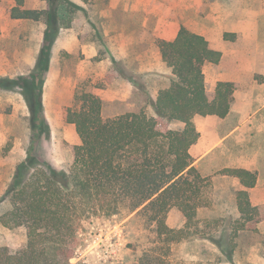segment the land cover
Instances as JSON below:
<instances>
[{
    "label": "trees",
    "instance_id": "trees-1",
    "mask_svg": "<svg viewBox=\"0 0 264 264\" xmlns=\"http://www.w3.org/2000/svg\"><path fill=\"white\" fill-rule=\"evenodd\" d=\"M44 1L47 9H26L17 0L11 10L12 19L43 22L46 30L34 69L28 75L0 77V91L22 96L32 132L26 158L7 188L10 208L0 218L7 228H25L27 246L17 252L0 247V264H81L74 257L80 221L98 213L108 218L138 216L153 228L157 245L150 241L135 264H171V246L197 238L211 242L233 262L239 236L258 232L259 209L249 193L257 174L222 171L243 188L235 196L238 218L230 229L221 219L218 231L207 230L200 227L199 216L212 205L210 181L199 173L190 153L201 137L195 118L225 119L235 101L231 83H219L212 97L207 91L204 69L217 65L222 54L185 27L175 40L158 41L168 75L163 77L167 84L150 102L154 115L141 110L106 118L102 99L86 85L77 86L73 104L64 112L80 144L69 147L70 167L58 170L39 152L41 140L49 141L52 134L43 92L53 47L62 31L72 27L79 8L70 0ZM171 124L182 127L174 130ZM172 209L186 220L181 230L166 224Z\"/></svg>",
    "mask_w": 264,
    "mask_h": 264
},
{
    "label": "rangeland",
    "instance_id": "rangeland-1",
    "mask_svg": "<svg viewBox=\"0 0 264 264\" xmlns=\"http://www.w3.org/2000/svg\"><path fill=\"white\" fill-rule=\"evenodd\" d=\"M13 1L17 4V0ZM18 1L24 8L47 9L44 0ZM70 1L79 9L74 16L72 29L61 35L64 40L63 48L59 52L61 67L54 68L50 80L48 73L45 83V87L48 83V90L45 92L44 87L43 103L47 93V103L53 106L51 95L54 89L65 86L72 80L76 87L83 84L88 90L96 87L93 89L95 93H99V88H114L123 97H101L103 115L106 118L141 110L154 115L150 102L155 101L156 97L153 95L158 89L167 84V79L163 77L168 75L160 58L158 41L174 40L182 27L193 33L213 36L226 28L229 18L244 14H264V0ZM7 3L10 7L11 3ZM219 16L226 18L217 20ZM41 25L44 27V38L46 26L43 22ZM16 29L24 30L22 26ZM89 35L93 37V45L88 46L89 49L84 47L74 50L75 40L86 45ZM64 48L70 49L72 54L67 53ZM115 78L119 85L113 87L112 79ZM107 84L110 86L106 87ZM207 90L212 97L213 93L209 88ZM5 93L7 94L4 97L11 95V104L17 101L15 104L24 108L26 104L19 93ZM0 109L7 114L13 112V108L7 107L5 103H0ZM14 114L17 116L6 118L10 121L9 125L0 127V218L10 208L6 198L7 188L16 167L25 160L26 150L31 142L28 109L26 116L23 110ZM47 120L49 122L48 118ZM194 123L200 135L202 132L206 134V139L202 142L206 150H198L193 158L199 173L210 181L212 201L211 207L200 212V227L218 231L217 227L223 226L221 219H224V225L229 229L236 224L238 213L235 196L242 187L237 179L223 175L222 171L225 169H244L257 174V184L250 193V199L258 207L261 221L257 233H244L236 240L238 251L233 262L220 256L218 250L208 242L198 239L173 244L169 261L171 264H264V132L250 131L230 135L232 123L210 117H197ZM180 127V124L170 125L174 130ZM69 129L66 122L55 128L54 132L51 128V139L41 140L39 144L40 154L58 170H67L71 164L69 147L74 144L73 134L76 130L72 132ZM181 220L182 216L177 209H172L166 216V224L171 229H180ZM106 224L123 231L125 247L122 251V264H135L141 249L147 247L150 241L155 242V235L150 230L153 228H147L138 216L108 218L103 213L87 215L80 221L74 251L78 263L86 264L78 258L87 247L79 233L86 234L92 227H104ZM26 246L25 228H7L0 221V247L17 252ZM157 247H162V243ZM92 257L94 258L89 256V264H98Z\"/></svg>",
    "mask_w": 264,
    "mask_h": 264
},
{
    "label": "crops",
    "instance_id": "crops-1",
    "mask_svg": "<svg viewBox=\"0 0 264 264\" xmlns=\"http://www.w3.org/2000/svg\"><path fill=\"white\" fill-rule=\"evenodd\" d=\"M7 2L11 3L10 7H8ZM16 5L17 4H15L13 0H1L0 3V77L28 75L36 65L37 55L43 44L44 27L41 25V22L14 20L11 18V10ZM43 9L44 8H42V10ZM217 18V20L222 21L225 20L226 17L219 16ZM227 21L228 25L219 34L217 33L213 36H208L206 34L198 33L207 39L212 50L222 54L221 61L217 65L209 64L204 69L207 89L209 88V90L214 93L219 83H231L235 86V101L229 116L225 119H219L217 117L210 118L227 120L229 124L232 123L233 126L232 130H230V135L244 134L250 131L264 132V14H244L240 17L236 16L232 19L229 18ZM20 26L24 28L23 31L16 29L17 27L20 28ZM71 29L72 27L62 31L56 42L48 80H50V76L54 73V68L57 66L61 67L59 52L62 50L64 43L61 35ZM29 31L32 33H28ZM89 33L91 34L90 30ZM87 38L88 42L86 45L75 40L76 44L74 50L84 47L89 49L90 47L88 46H92L94 42L92 36L89 35ZM63 50L72 54L70 49L64 48ZM83 54H85L84 51ZM112 84L113 87L116 86V84L119 85L117 78L112 79ZM73 85L74 83L72 80V82L65 84V86H58L54 89L53 94L51 95L54 100L53 106H50V104L47 103L49 98L47 93L44 95L45 114L49 119L53 132L55 128L62 126L63 123L65 124L66 122L64 120V110L66 107L73 104L77 88ZM109 86L110 84H107L106 87ZM47 87L48 83L45 87V92L48 90ZM93 89H96V87H92V90ZM99 89V93L95 94L100 98L123 97V95L114 88L113 90L105 88ZM5 94L7 93L0 91V103H5L7 107L11 109L13 108V114H7L0 109V127H6L9 125L10 121H7L6 118L14 115L17 116L14 114L16 111L20 113L23 110L24 116H26L27 112L26 105L24 108L20 105L17 106V104H15L17 101L11 104V95L8 94L7 97H4ZM157 96L158 91L153 97L157 98ZM68 126L70 128L69 130L72 132L73 130H76L74 125L68 124ZM205 139L206 134L202 132L199 141L190 150L192 157L198 152V150H206L205 144L203 145L202 143ZM239 139L240 138H238V140ZM73 141V145L80 144V139L75 132L73 134ZM255 187L251 189L249 193H252ZM242 189L243 188H241V190ZM180 214L182 216L181 226L179 227L180 229L177 230L183 229L186 224V220L181 212ZM198 240L208 242L218 250V248L211 242L204 239ZM185 242L188 241H184L183 243ZM237 251L238 243L236 254ZM217 252H219V250ZM218 254L222 256L220 252Z\"/></svg>",
    "mask_w": 264,
    "mask_h": 264
},
{
    "label": "built area",
    "instance_id": "built-area-1",
    "mask_svg": "<svg viewBox=\"0 0 264 264\" xmlns=\"http://www.w3.org/2000/svg\"><path fill=\"white\" fill-rule=\"evenodd\" d=\"M79 236L84 238L87 246L78 258L80 261L89 264V256H94L92 258L98 264H122L125 247L122 229L106 224L104 227L94 226L86 234L80 232Z\"/></svg>",
    "mask_w": 264,
    "mask_h": 264
}]
</instances>
